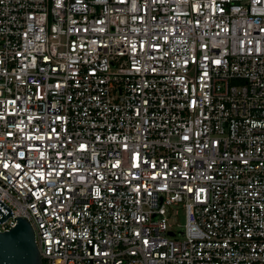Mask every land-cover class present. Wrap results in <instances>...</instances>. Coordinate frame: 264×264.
<instances>
[{
    "label": "built area",
    "instance_id": "obj_1",
    "mask_svg": "<svg viewBox=\"0 0 264 264\" xmlns=\"http://www.w3.org/2000/svg\"><path fill=\"white\" fill-rule=\"evenodd\" d=\"M0 200L43 264H264V0H0Z\"/></svg>",
    "mask_w": 264,
    "mask_h": 264
},
{
    "label": "water",
    "instance_id": "obj_2",
    "mask_svg": "<svg viewBox=\"0 0 264 264\" xmlns=\"http://www.w3.org/2000/svg\"><path fill=\"white\" fill-rule=\"evenodd\" d=\"M8 216H12V212L0 200V222H4ZM169 234L172 235V233ZM88 247L90 264H92L91 245ZM0 264H43L35 242L34 231L25 218H16L13 227L0 231Z\"/></svg>",
    "mask_w": 264,
    "mask_h": 264
},
{
    "label": "rangeland",
    "instance_id": "obj_3",
    "mask_svg": "<svg viewBox=\"0 0 264 264\" xmlns=\"http://www.w3.org/2000/svg\"><path fill=\"white\" fill-rule=\"evenodd\" d=\"M169 222H171L176 231H181L183 229V224L185 222V214L180 206L172 205L169 207L167 212Z\"/></svg>",
    "mask_w": 264,
    "mask_h": 264
}]
</instances>
